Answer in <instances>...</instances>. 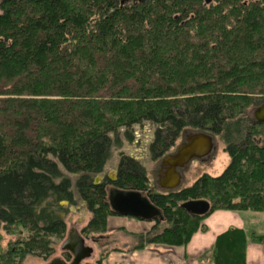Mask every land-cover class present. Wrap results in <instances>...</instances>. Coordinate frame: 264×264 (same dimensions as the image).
I'll return each instance as SVG.
<instances>
[{
	"label": "trees",
	"instance_id": "16d2710c",
	"mask_svg": "<svg viewBox=\"0 0 264 264\" xmlns=\"http://www.w3.org/2000/svg\"><path fill=\"white\" fill-rule=\"evenodd\" d=\"M0 11V236L25 232L0 264L49 260L51 237L67 230L61 203L76 194L92 216L83 234L105 231L115 214L109 183L95 176L146 122L153 159L191 128L220 136L231 160L219 176L157 192L123 155L110 184L147 194L165 217L132 233L131 251L188 244L207 217L187 212L188 201L264 213V123L246 114L253 95L264 101V0H0ZM247 241L242 229L221 234L213 264H246Z\"/></svg>",
	"mask_w": 264,
	"mask_h": 264
},
{
	"label": "rangeland",
	"instance_id": "374dc122",
	"mask_svg": "<svg viewBox=\"0 0 264 264\" xmlns=\"http://www.w3.org/2000/svg\"><path fill=\"white\" fill-rule=\"evenodd\" d=\"M1 13V11H0ZM256 98L257 102L255 104L248 105L246 109V114L248 117L254 121V111L257 107L264 104V101L260 96H252V99ZM254 102V101H253ZM202 132L199 130L185 128L182 130L179 138L177 139L174 147L169 151L168 154H173L177 147L186 141V138L189 134ZM204 132V131H203ZM206 133V132H204ZM133 138L128 140L125 137L121 138V145L114 146L111 152L110 159L108 160L105 170L100 174L101 178L99 184L108 182L107 189L115 187L110 184L118 178V166L121 157L129 156L136 161L140 162L149 177V182L152 191L162 192L159 185L160 179V170L162 159H153L150 153V145L154 139L155 126L151 123H143L142 125H137L132 130ZM257 140L264 139V128H258V134L256 135ZM214 140V150L212 153L205 157L202 160L195 159L193 160L183 171L182 185L179 189L184 187H189L193 185L199 178L203 175L209 176H219L221 175L227 166L230 163V156L225 150V142L220 136L213 135ZM113 174V175H112ZM110 176L116 178L114 181L110 179ZM97 176H95L96 179ZM94 179V181H95ZM178 189V190H179ZM164 192V191H163ZM166 192V191H165ZM172 192V191H170ZM147 195V194H146ZM75 205L65 207L68 208L67 214H62V218L65 220L67 225V230L64 236H52L51 241L54 247V254L49 258V260L44 261L39 257L35 256H26L21 264H47L54 258H63L67 261L72 260L67 258V252H63L61 246L67 239L68 233L71 228L78 229L82 236L86 239V244L94 249L92 257L83 264L95 263L102 253L112 252L114 250H130L136 246L137 240L132 233H128L126 230H108V227L105 231H94L89 235L83 234V229L88 225L91 220V213L87 208V205L84 201L79 199L76 194ZM208 202V201H207ZM245 211H231V210H213V212L207 214L203 220L200 221V229H207L209 227H214L217 230L228 226L227 224H238L241 223L250 226L252 225L257 230H261L260 226L264 225V219L257 214V216L243 215ZM117 216V215H114ZM122 217V216H119ZM133 219V218H132ZM136 220V219H134ZM140 221V220H137ZM154 222H147L145 224L149 229L153 226ZM147 232V231H146ZM139 234V233H136ZM25 237L24 230L16 229V232L11 235H6L2 233L0 236V258L1 262L4 263L6 259L15 257L14 253L19 248L18 241ZM12 254L10 255V253ZM8 254V257L6 256ZM3 257V259H2Z\"/></svg>",
	"mask_w": 264,
	"mask_h": 264
},
{
	"label": "water",
	"instance_id": "95a60500",
	"mask_svg": "<svg viewBox=\"0 0 264 264\" xmlns=\"http://www.w3.org/2000/svg\"><path fill=\"white\" fill-rule=\"evenodd\" d=\"M210 1L207 0V2ZM254 119L257 123H264V104L255 109ZM214 147L212 135L204 132L189 134L186 141L180 144L173 154H168L162 159V166L165 168L164 176L159 183L162 192L177 191L182 185L183 176L181 171L193 160H202L208 157ZM100 179H102L101 176L97 175L95 183L99 184ZM110 179L114 181L116 178L110 176ZM107 200L111 211L117 216L145 222H162L165 220L162 210L154 205L143 192L113 187L108 190ZM68 204L66 201L61 203L63 206ZM182 206L191 215L199 217L206 216L211 210L210 203L205 200L188 201L183 203ZM61 249L63 252H69L72 255V260L66 261L57 257L47 264H83L94 253V249L86 244L85 238L76 228L70 229Z\"/></svg>",
	"mask_w": 264,
	"mask_h": 264
},
{
	"label": "crops",
	"instance_id": "0c3cea01",
	"mask_svg": "<svg viewBox=\"0 0 264 264\" xmlns=\"http://www.w3.org/2000/svg\"><path fill=\"white\" fill-rule=\"evenodd\" d=\"M260 215L263 212H244V216ZM145 221H137L129 217L110 216L107 220L108 230L123 229L128 233H144L149 230ZM228 226L217 230L214 227L198 229L188 244L184 246L154 244L143 249L131 251L115 250L110 252L103 260V264H213L212 251L217 238L226 231L237 228L242 229L247 235L246 264H264V243L253 242L252 233L264 235V225L257 230L252 225L227 224Z\"/></svg>",
	"mask_w": 264,
	"mask_h": 264
},
{
	"label": "flooded vegetation",
	"instance_id": "af4514ba",
	"mask_svg": "<svg viewBox=\"0 0 264 264\" xmlns=\"http://www.w3.org/2000/svg\"><path fill=\"white\" fill-rule=\"evenodd\" d=\"M183 171H184V169L181 171V173H182V176H183ZM165 172V168L162 166V164H161V170H160V179H159V183H160V180H161V178L164 176L163 175V173ZM81 233V232H80ZM82 235V234H81ZM86 240V239H85ZM68 254H70L69 252H67ZM70 256H72L71 254H70ZM67 261V260H66Z\"/></svg>",
	"mask_w": 264,
	"mask_h": 264
}]
</instances>
